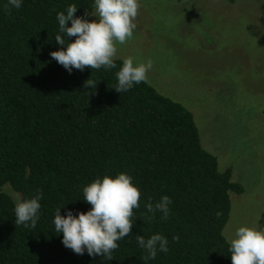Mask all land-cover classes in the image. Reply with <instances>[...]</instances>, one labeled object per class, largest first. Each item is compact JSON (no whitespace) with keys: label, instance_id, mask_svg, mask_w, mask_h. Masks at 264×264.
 <instances>
[{"label":"trees","instance_id":"trees-1","mask_svg":"<svg viewBox=\"0 0 264 264\" xmlns=\"http://www.w3.org/2000/svg\"><path fill=\"white\" fill-rule=\"evenodd\" d=\"M7 3L0 0V264H145L136 235L153 234L167 238L169 251L147 264H232L223 229L230 195L244 189L202 147L192 113L148 83L118 93L122 60L110 70L69 73L52 59L62 47L57 14L75 4V16L90 19L94 0H22L10 14ZM90 77L95 89L84 86ZM121 172L143 194L132 234L110 261L75 254L55 232L56 209L87 212L83 187ZM38 190L36 227L16 226V198ZM164 195L172 200L167 220L160 212L150 221L141 216L152 215L149 198L155 204Z\"/></svg>","mask_w":264,"mask_h":264},{"label":"rangeland","instance_id":"rangeland-1","mask_svg":"<svg viewBox=\"0 0 264 264\" xmlns=\"http://www.w3.org/2000/svg\"><path fill=\"white\" fill-rule=\"evenodd\" d=\"M140 3L117 59H152L148 84L192 113L202 147L243 187L230 195L226 240L264 227V0Z\"/></svg>","mask_w":264,"mask_h":264},{"label":"clouds","instance_id":"clouds-1","mask_svg":"<svg viewBox=\"0 0 264 264\" xmlns=\"http://www.w3.org/2000/svg\"><path fill=\"white\" fill-rule=\"evenodd\" d=\"M22 0H8L4 5L6 14L12 8L19 9ZM140 0H94V12L87 15L95 17L89 20L76 17L77 6L67 7L66 14L59 12L56 19L61 34L55 36V42L61 49L50 53L52 59L63 66L69 73L73 69L83 71L110 70L117 67L118 45H124L133 39L137 28L136 19L141 9ZM71 21V26L68 22ZM67 37V42L65 39ZM74 37V40L69 38ZM153 67L151 58L139 60L128 56L123 58L122 66L115 73L118 83L113 87L118 93L127 92L134 85L148 83V73ZM97 81L91 77L84 82L85 88L95 89ZM142 192L133 183V177L121 172L116 176L104 175L97 177L83 187V201L91 205L87 212L73 214L71 210L62 216L60 208L54 215L55 232L62 233V244L77 255L85 250L89 256H102L105 260L113 259V252L119 248V241L132 234L137 218L136 210L140 208ZM42 191L30 199L17 197L14 205L15 224L35 228L40 218ZM172 200L164 195L153 204L151 198L146 204L147 213L141 216L152 220L157 212L162 213L161 219L167 220L170 215L169 205ZM178 242L179 236H173ZM140 248L146 255L142 257L147 264L155 260L157 252L169 251L168 240L161 234H153L150 238L136 235ZM232 264H264V227L240 226L234 236L228 240Z\"/></svg>","mask_w":264,"mask_h":264}]
</instances>
